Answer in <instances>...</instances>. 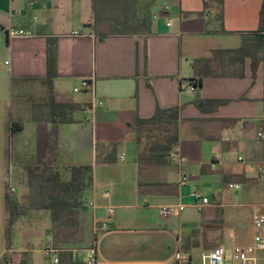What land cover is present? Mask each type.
<instances>
[{
    "label": "crops",
    "instance_id": "1",
    "mask_svg": "<svg viewBox=\"0 0 264 264\" xmlns=\"http://www.w3.org/2000/svg\"><path fill=\"white\" fill-rule=\"evenodd\" d=\"M143 1L0 0V106L12 104L16 89L23 94L30 85L45 87L47 38L58 37L55 99L79 109L72 123L60 127L54 171L62 176L74 166L94 168V200L85 217L73 215L65 227L85 237L81 248L100 240L105 262L168 264L180 251L184 262L191 257L198 263L195 255L207 253V233L217 247L225 248L227 241L236 247V237L223 235L228 218L221 202L223 175L263 179L264 142L257 135L264 131V62H259L264 56V32L259 33L264 0H224L223 22L213 8L205 10L204 0H152L144 6ZM11 29L33 36L10 39ZM85 80L92 87L75 92ZM199 80L202 86L192 91L190 81ZM198 99L229 102L207 113L197 106ZM158 105L181 109L176 148L182 163L143 154L145 143L136 141L137 120L152 117ZM39 109L41 115L28 119V136L41 150V166L50 124L45 109ZM17 114L14 110L7 119L11 135L27 131L23 122L13 133ZM114 150L115 162L97 159V153L103 159ZM233 154L247 163L240 172L225 171ZM206 177L212 180V194H204L211 201L208 207L222 208L213 216L203 213L208 207L197 209L192 197L201 192ZM227 184L230 188L234 182ZM171 188L177 191L175 199L169 198ZM168 205L185 209L163 218L161 208ZM190 208L197 212L182 214ZM102 224L107 231L99 229ZM61 225H52L56 234ZM9 243L7 250L23 264H47L30 247L17 254ZM183 246L191 248L190 255Z\"/></svg>",
    "mask_w": 264,
    "mask_h": 264
},
{
    "label": "rangeland",
    "instance_id": "2",
    "mask_svg": "<svg viewBox=\"0 0 264 264\" xmlns=\"http://www.w3.org/2000/svg\"><path fill=\"white\" fill-rule=\"evenodd\" d=\"M150 2L152 0H144L142 3L144 6ZM30 86L32 89L28 90L29 93L22 94L20 90L16 89L10 106L6 104L0 106V254L7 251L8 243L10 242L9 244L17 254L22 249L30 247V250L34 251V255L40 263L50 264V261L44 256V250L48 245L66 250L80 249L86 246L87 241L82 234L75 232V230L67 229L65 226L71 218L73 219V215H77V218L81 216L85 217L88 207L82 208L79 211L75 210L73 214L69 213L63 216L59 221L60 225L63 224L61 225L62 229L57 231V234L52 229V225L55 222L52 212L38 210L23 211L17 217L15 224L12 226L11 235H9L10 203L11 201L18 202L22 206L27 204V195L29 193L28 169L38 166L41 159L39 146L29 140L28 130L30 129L31 122L28 119H31V115L34 117L41 115L39 108H44L48 89L46 86L42 90L34 88L33 85ZM43 97L44 99H42ZM14 110H17L18 113L15 121L24 122L28 126L26 132L18 135H11L7 125V119L8 117H13ZM263 145L261 157H263L264 152ZM237 157V154L231 155L230 163L225 169L226 172L227 170H231L232 172L247 167V163L238 162ZM67 172L62 171L63 180L70 179V173ZM217 176H220V174ZM223 177L221 202L224 205V212L228 217L222 227L223 235L225 238L229 237V235L232 238H237L234 241V247H244L251 244L256 233L253 226V216L264 211V179L258 181L249 180L245 179V177H235L231 173L224 174ZM211 181L210 177L204 178L199 188L203 194H212L210 190ZM228 182H234L235 185L239 186V189H230L227 184ZM168 192H170V199L176 198V189L171 188ZM84 198L86 205L92 203L94 197L90 189L85 192ZM221 209L208 207L203 210V213L213 216V214H216ZM189 211L197 212V209H186L182 214L187 215ZM116 212L118 214L121 210H116ZM56 222L58 223V221ZM208 222L212 223L213 221ZM64 227L66 230H64ZM48 232H51V242L49 241ZM203 245V249L207 253L218 246L216 240L213 239L212 233H207ZM230 247L231 243L227 241L224 249L227 250L228 257L231 254L232 248ZM19 256L23 258V256ZM258 256L263 257L264 253H259ZM200 258L201 256L195 255L196 261H199ZM16 260L20 264H23V261L19 257H16Z\"/></svg>",
    "mask_w": 264,
    "mask_h": 264
},
{
    "label": "trees",
    "instance_id": "3",
    "mask_svg": "<svg viewBox=\"0 0 264 264\" xmlns=\"http://www.w3.org/2000/svg\"><path fill=\"white\" fill-rule=\"evenodd\" d=\"M205 10L213 8L217 16L223 22L224 0H204ZM264 32V8L261 12L259 33ZM263 38V36L261 35ZM264 53V40L262 41ZM259 62H264V56ZM58 64V37L49 36L47 38V77L43 84L48 89L47 100L44 102V109L50 129L47 136V158L41 166L28 169L27 204L22 206L16 202L10 203L9 235L17 217L23 211L38 210L42 212H52L53 220L60 221L63 216L73 214L80 209L87 207L84 194L93 184L92 165L74 166L70 168V179L63 180L62 176L54 171L57 151L60 145V127L74 121L73 114L79 109L77 104L59 103L54 95V80L57 77ZM145 57V69H146ZM256 77V65L254 68ZM198 88L202 86V81H190ZM229 100H202L196 101L202 112H215L219 107L227 104ZM179 107L162 108L156 107L154 115L150 118H139L134 127L135 137L138 144L144 142L143 154H150L163 161H167L168 154L180 143V115ZM17 125V126H16ZM23 122L12 124L13 133H17L23 127ZM97 159L104 163L116 161L115 150L108 156L101 158L97 153ZM170 161V160H168ZM57 223V222H56ZM191 248L183 246V253L190 255ZM190 259H192L190 257ZM60 264H85L81 259H75L73 253L64 251L60 253Z\"/></svg>",
    "mask_w": 264,
    "mask_h": 264
},
{
    "label": "built area",
    "instance_id": "4",
    "mask_svg": "<svg viewBox=\"0 0 264 264\" xmlns=\"http://www.w3.org/2000/svg\"><path fill=\"white\" fill-rule=\"evenodd\" d=\"M170 26V24H167ZM10 39L30 37L33 33L24 29H11L8 33ZM190 89L196 91L197 87L190 83ZM91 82L85 80L82 82L80 88H76L75 92H79L82 89L91 88ZM258 139L264 142V132H260L257 135ZM168 158L170 162L184 161L183 156L178 148H174L169 154ZM239 161H243V158L239 157ZM262 178L264 179V162L261 168ZM186 180V176L183 177ZM231 189H239L238 185L231 184ZM192 197L195 199V206L199 210L211 205L210 199L205 196L202 192L193 193ZM185 207L183 205H168L161 208V216L163 218H169L173 214L184 211ZM111 215L114 214V208L108 209ZM253 226L256 231L251 244L244 247H235L231 250L230 257L227 256V251L223 247H217L212 251L205 253L201 256L198 263H194L192 259H188L186 262L183 260V254L180 251H176L168 264H264V256L259 257V253H264V211L260 214L253 216ZM102 231H107V224H102L99 228ZM98 231V229H97ZM64 251H70L73 253L75 258H80L85 264H136L131 262L123 263H109L101 259L100 256V240L95 238V241L91 246L87 248L66 250L57 249L52 245H48L44 250L45 258L50 261V264H60V253ZM0 264H20L17 262L15 257V252L7 250L0 254ZM145 264H161L158 262L145 263Z\"/></svg>",
    "mask_w": 264,
    "mask_h": 264
}]
</instances>
